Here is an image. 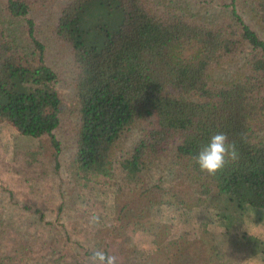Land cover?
Returning <instances> with one entry per match:
<instances>
[{
	"label": "trees",
	"instance_id": "1",
	"mask_svg": "<svg viewBox=\"0 0 264 264\" xmlns=\"http://www.w3.org/2000/svg\"><path fill=\"white\" fill-rule=\"evenodd\" d=\"M90 1L0 0V119L42 138L28 160L47 163L22 197L0 182V264H89L96 249L118 264H260L264 239L228 208L264 207V0H114L103 37L82 24ZM217 133L239 159L209 176L194 157ZM168 203L213 216L154 222L145 252L132 232Z\"/></svg>",
	"mask_w": 264,
	"mask_h": 264
},
{
	"label": "rangeland",
	"instance_id": "2",
	"mask_svg": "<svg viewBox=\"0 0 264 264\" xmlns=\"http://www.w3.org/2000/svg\"><path fill=\"white\" fill-rule=\"evenodd\" d=\"M120 19L121 10L114 0H91L83 10L81 16V21L84 26L92 27L94 23H98L101 26L100 29H98L97 26L92 28L89 37H92L95 33L100 37H103V28L115 27ZM51 56L58 59V61H55V64H57L60 70L67 68L66 66L69 61V56L57 57L53 54H51ZM59 68L57 69L59 70ZM63 77L64 81L59 85V90L67 99V97L70 96V87L65 82L67 76L65 75ZM65 101L66 103H69L68 100ZM42 141L43 140L40 137L20 133L11 120L0 119V182L8 187L17 189L19 197H22V194H24V191L26 190V187H24L26 185V180L31 176H36L37 172L42 171L44 165L47 164L46 159L44 160V156L41 155H39L37 159L33 157L31 160H28L31 157L30 155L37 153ZM47 172L50 174L52 170L48 169ZM35 201L40 202L41 206L52 208L56 204V198L49 195L37 197L35 198ZM236 204H231L230 207L227 208L229 212L234 213L236 218H241L240 222L238 221L236 224L238 225V228H241L242 224L244 225L242 215L255 219L257 217L264 218V207L254 206L247 203H243L241 206ZM104 210L108 216L112 215V201L110 197L105 198ZM211 210V207L205 205L187 209L174 203L162 204L154 210L152 214L144 217L142 219V224L133 230L132 235L135 244L143 251L149 252L153 248L152 224L154 222L168 221L175 224H182L194 220L210 221L213 216ZM256 222L257 221L254 220L253 224L256 225ZM209 228L211 231L215 232L217 236L224 234L226 230V228L218 222L210 223ZM247 230L250 232L249 228ZM248 238L252 239V235ZM223 239H219V241L221 240L220 245L224 249L226 248L230 250L231 247L228 245H231L233 241H235L238 243L237 253L242 255L244 243L236 241L235 238L232 237H225V235L223 236Z\"/></svg>",
	"mask_w": 264,
	"mask_h": 264
},
{
	"label": "clouds",
	"instance_id": "3",
	"mask_svg": "<svg viewBox=\"0 0 264 264\" xmlns=\"http://www.w3.org/2000/svg\"><path fill=\"white\" fill-rule=\"evenodd\" d=\"M238 159L237 145L234 141L229 142L225 133L213 135L210 142L194 157L200 171L209 176L222 173L228 163L236 162ZM99 222L100 217L95 214L89 219V224L93 226ZM87 259L89 264H118L117 256L108 255L99 249L93 250Z\"/></svg>",
	"mask_w": 264,
	"mask_h": 264
},
{
	"label": "crops",
	"instance_id": "4",
	"mask_svg": "<svg viewBox=\"0 0 264 264\" xmlns=\"http://www.w3.org/2000/svg\"><path fill=\"white\" fill-rule=\"evenodd\" d=\"M244 220V225L242 224L241 228L245 231H247L248 234L256 235L262 239H264V218L257 217L250 218L242 215ZM256 220V225L253 224V221ZM249 226V227H248ZM249 228L250 232L247 230ZM259 262H257L258 264ZM260 264H264V260L260 262Z\"/></svg>",
	"mask_w": 264,
	"mask_h": 264
}]
</instances>
